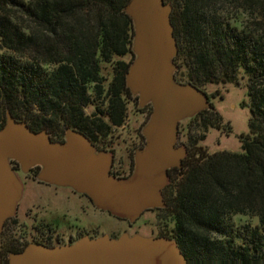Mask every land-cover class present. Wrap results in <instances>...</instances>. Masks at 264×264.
Wrapping results in <instances>:
<instances>
[{"label":"trees","instance_id":"1","mask_svg":"<svg viewBox=\"0 0 264 264\" xmlns=\"http://www.w3.org/2000/svg\"><path fill=\"white\" fill-rule=\"evenodd\" d=\"M131 1L0 0V129L8 113L53 143L71 131L97 152L108 149L130 97ZM163 1L177 45L172 80L209 102L187 135L219 127L208 85L246 79L250 111L240 153L207 154L202 137L188 135L181 167L167 170L161 190L159 218L172 225L163 237L189 264H264V0ZM6 239L0 264L28 247Z\"/></svg>","mask_w":264,"mask_h":264},{"label":"water","instance_id":"2","mask_svg":"<svg viewBox=\"0 0 264 264\" xmlns=\"http://www.w3.org/2000/svg\"><path fill=\"white\" fill-rule=\"evenodd\" d=\"M128 14L140 29L138 65L127 82L139 88L144 100H151L153 112L147 131V146L139 157L136 176L128 185L112 184L107 177L109 159L93 156L89 140L67 132L63 142L53 143L45 132H33L25 124L6 115L0 129V231L13 212L16 186L10 182L5 156L20 160L24 167L40 164L42 177L52 183L68 182L89 197L93 205L111 216L133 221L148 208L164 206L160 191L167 185V170L180 168L182 150L173 149L175 121L195 114L208 105L190 86H169L170 62L177 52L170 6L163 0H132ZM11 264H189L174 241L129 239L114 240L104 235L82 238L74 244L30 246L13 255Z\"/></svg>","mask_w":264,"mask_h":264},{"label":"rangeland","instance_id":"3","mask_svg":"<svg viewBox=\"0 0 264 264\" xmlns=\"http://www.w3.org/2000/svg\"><path fill=\"white\" fill-rule=\"evenodd\" d=\"M132 19L134 37L131 49L134 61L130 72L141 59L138 53L140 29L137 19ZM125 60L128 61L129 58ZM170 65L169 86L173 93L178 85L172 80L174 68L171 62ZM245 81L246 79L240 81L239 85L218 84L205 87V93L211 97L210 103L217 114L219 127H209L197 132L194 129L188 135L202 137L198 147L207 154L242 152L240 138L249 134L250 118ZM127 86L130 97L125 99L126 117L123 125L112 129V134L106 140L108 149L104 152L94 149L91 151L93 156H106L109 159L107 177L112 184L117 185L130 184L137 174L139 157L147 146V131L152 115L149 113L150 110L153 112L152 101L144 100L141 90L131 83L127 82ZM199 98L209 106L204 95L200 94ZM91 111L87 110L88 113ZM195 114L175 121L173 149L182 150L183 158L185 151L182 144L189 140L187 132ZM4 159L10 170V182L16 186L17 192L12 215L6 219L7 236L0 237V248L7 237L15 242H26L28 247L36 246L33 242L39 235L37 228L46 232L44 235L49 236V244L53 247L65 245L68 240L78 241L82 236L96 239L106 235L116 240L126 235L129 239L138 237L147 241H160L165 240L163 236H167L172 228L170 223L160 220V208H148L133 221L117 219L99 211L87 195L77 191L68 182L46 181L42 177L45 170L43 165L24 167L17 158L5 156ZM238 219H241V223L245 222L240 216H237L236 220ZM11 259L12 255H9V264Z\"/></svg>","mask_w":264,"mask_h":264},{"label":"flooded vegetation","instance_id":"4","mask_svg":"<svg viewBox=\"0 0 264 264\" xmlns=\"http://www.w3.org/2000/svg\"><path fill=\"white\" fill-rule=\"evenodd\" d=\"M85 197V196H84ZM89 198V197H88ZM100 211V210H99ZM101 212H103V211H101ZM38 229V237L37 238H35V240L37 241V242H41V241H43V242H45V244L47 245L48 244V246L47 247H53L51 244H49V242H50V240H49V236L47 237V236H45L44 234L46 233L45 231H43L41 228H37ZM82 238H88V237H85V236H82V237H80V238H78V241L80 240V239H82ZM89 239H93V238H89ZM47 242V243H46ZM77 242V240L76 241H74V240H68V242L65 244V245H71V244H74V243H76ZM45 244H42V245H45ZM65 245H56V247L57 246H65Z\"/></svg>","mask_w":264,"mask_h":264}]
</instances>
